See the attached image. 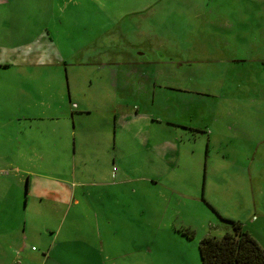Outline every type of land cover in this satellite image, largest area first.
<instances>
[{
    "label": "rangeland",
    "instance_id": "1",
    "mask_svg": "<svg viewBox=\"0 0 264 264\" xmlns=\"http://www.w3.org/2000/svg\"><path fill=\"white\" fill-rule=\"evenodd\" d=\"M100 1L23 0V14L18 13L11 26L16 29L9 41L2 38L7 27L0 22V44L5 40L19 50L26 37L23 29L32 27L37 34L43 25L47 27L63 53L64 66L74 64L66 67L72 102L91 112L74 117L76 129L67 113L64 120H48L60 118V111L69 106L63 65H47L43 71L34 67L31 73L26 69L25 77L23 66L0 70V143L10 146L5 151L0 148V156L14 159L23 172L50 173L51 167L37 159L35 146L44 141L45 149L54 150L51 140L57 137L68 144L66 158H71L73 139L78 148L83 139L89 140L85 144L99 141L103 131L112 137L111 112L121 108L122 100L125 108L136 106L133 116L138 108L140 115L162 119L161 124L143 120L136 126L149 132V145H155L149 151L133 152L137 165L129 174L141 192L140 200L135 202L134 195L125 203L120 224L107 227L103 242L93 236L99 233L93 223L98 218L83 206L86 215L72 208L63 215L60 207L52 226L61 221L65 227L72 218L78 224L91 222L84 233L103 257L94 255L90 264H201L200 240L232 232L228 221L239 222L264 248V0ZM92 27L97 33L109 28L108 38L101 39L103 35L91 45V56L77 53L74 49L87 46L89 38L82 34L78 40L79 33ZM102 47L105 52L92 58ZM31 55L39 52L33 50ZM14 56L12 52L10 57ZM115 79L118 93L111 86ZM23 82L28 84L24 97ZM138 89L139 98L132 94ZM43 91L62 99L63 105L52 101L49 108L52 99L40 98ZM184 127L204 134L189 133ZM133 133L118 128L116 137L143 139ZM178 137L179 164L173 157ZM101 155L90 157L87 167L100 170ZM52 157L63 173H70L74 158L76 173L85 169L79 152L65 163L59 155ZM125 160L129 170V152ZM99 180L89 175L86 185H98ZM147 183L153 191L145 188ZM24 194L23 220L30 221L33 212L46 213L32 210L31 198L24 211ZM116 229L118 234L113 233ZM32 244L38 247L37 242Z\"/></svg>",
    "mask_w": 264,
    "mask_h": 264
},
{
    "label": "crops",
    "instance_id": "2",
    "mask_svg": "<svg viewBox=\"0 0 264 264\" xmlns=\"http://www.w3.org/2000/svg\"><path fill=\"white\" fill-rule=\"evenodd\" d=\"M16 1L19 3L18 7H15ZM16 1L10 4V0H0V22L4 23L7 27L6 31L2 30V38L8 41L13 39L14 30L16 28L12 29L11 26L18 20V13L23 14V0ZM98 11L100 14L105 15L102 13V9H98ZM71 18L75 19V14H72ZM112 24L115 25L116 23ZM33 29L32 27L23 29L26 37L23 40V47H21L20 50V46H9L6 44L5 40V44H0V70H10L18 66H23V77H25L24 70L26 69V71L31 73L34 67H40L43 71L47 65H63V78L65 79L69 106L66 108V111H60V118L55 117L48 120H64L67 113L69 119L72 121L73 128L76 129L77 126L74 117L76 115H90L91 112L79 110L77 104L71 100L66 67L74 66V64L64 66L66 63L63 58V53L60 52V47L52 38V32L49 31L47 27L43 25V29L37 34H34ZM109 33L110 30L107 27L104 33L94 32L93 27L90 30L85 29L79 33L78 40H82L80 38L82 34H88L89 38L86 36L87 46H80L74 50L79 54L82 53L91 56L93 54L91 45L103 35L104 37L101 39L104 40L108 38L107 35ZM101 39L99 41H102ZM69 46L68 43L65 45V50L68 53L70 52ZM33 50L39 52V56H32L31 52ZM98 51L99 52L93 55L92 58H96L105 52L103 47L102 49H98ZM12 52H15L14 58L10 57ZM29 55L31 58L28 59ZM115 81V84L112 83L111 86L114 92L118 93V79H115ZM23 85L24 97L25 92H27L24 88L27 87L28 84L27 82H23ZM58 92L59 90L56 92L54 91V94ZM40 93L42 94L39 95L40 98L48 99L49 96L51 97L52 100L49 108L54 105L52 101L63 105V101L59 97L53 99L52 94L49 95L47 91ZM132 94L137 95V98H139V89L132 91ZM152 100L153 97L151 102ZM120 103L121 108L119 110L114 108L111 112L113 113V117L111 118V129L113 130L112 137H110L108 131H103L101 132L102 137L99 141L93 142V144H85V142L89 140L84 141L83 139L79 142L80 147L78 148L75 139L72 140L73 156L79 152V157H81L80 160L83 162V165H85V169L81 170V173H76V158L73 159V156L71 157L73 163L70 161L68 162L73 165L70 173H63L59 169H56L58 167V160H54L52 157L53 155L61 156L64 159V163L67 159L71 158H66V152L69 150V147L65 140L53 136L51 142L54 150H51V148L48 150L45 149L46 146L44 141L43 143L40 141L42 144H37L35 146L38 148L36 152L37 159L43 163L42 166H45L46 162L48 167H51L50 173L43 174L41 171H33L32 169L23 172V170L16 168V161L14 159H7V157L0 156L2 160L0 161V212L3 210L10 211L0 216V264H90L88 261L94 255L99 253L100 256L103 257L101 255V249L98 248L99 246L90 243L88 236L84 233L86 226L88 227L91 222L86 225L82 222L78 224L75 218H72L65 227L63 223L59 221L54 228V226H52V217L56 215L54 212L58 213V211H60V207H64L63 215L68 213L71 208L84 215L86 214L83 208L91 209L95 219L98 218L96 219L98 221H94L93 223L99 227V233H94L93 236L95 239L103 242L107 227L115 223L120 224L125 203L132 201L131 198L134 195L136 196L135 202L140 200L141 192L133 185L135 179L129 174L135 171V166L137 165L134 163V158L137 155H134L133 152L139 154L141 151H149L155 145H149V141L147 140L149 132H140L136 126L138 122L140 123L143 120H150L152 123L161 124L162 119L148 113L140 115L138 114V108L135 110L136 115L133 116L132 110H134L136 106L127 104V108H125L122 100H120ZM124 108L127 110L125 111ZM23 120L25 119L23 118ZM30 120L34 121L36 119ZM168 125L170 127L173 125L176 128H183L182 124ZM118 128L122 130L125 129L132 134H134L133 131L135 130L138 132L136 137H141L143 139L131 138L129 140H124L121 138L118 140L116 137ZM184 129L188 130L189 133L204 134V132L199 130L186 127H184ZM177 141L176 152L173 157H175L174 162L179 164L181 160V149L178 146L181 145V137H178ZM0 146L3 151L10 149V146L5 143H0ZM86 146H88V148H86ZM94 147L98 148L96 149ZM128 152L132 158L129 170L126 169L125 160ZM99 154H102L100 157L102 159L100 170L98 167H87L89 158H98ZM145 163L149 166L147 160H145ZM145 163L143 167H145ZM150 167H154V165L150 164ZM177 167H179V165H177ZM7 171L14 173H7ZM136 171H138V169H136ZM89 175H92L95 179H100L98 185H96V182H91L86 185V178H88ZM77 176H79L81 180L77 181ZM145 188L153 191V186L148 183ZM23 192H25L24 195H26L24 211L28 209L29 199L31 198L30 208L34 211L41 209L46 210V213L33 212L32 215L34 216L31 217L30 221L23 220ZM124 194H127L126 196L128 197H124ZM19 205H21V210L20 208L18 209ZM81 206H83V208ZM14 210H17L16 215L14 214ZM18 211L22 212L21 216H18ZM20 220L21 223H19ZM116 231L117 229L114 230L113 233L118 234ZM33 242L38 243L39 249L32 244ZM32 248H34V250Z\"/></svg>",
    "mask_w": 264,
    "mask_h": 264
},
{
    "label": "trees",
    "instance_id": "3",
    "mask_svg": "<svg viewBox=\"0 0 264 264\" xmlns=\"http://www.w3.org/2000/svg\"><path fill=\"white\" fill-rule=\"evenodd\" d=\"M232 232L208 236L198 244L201 264H264L262 248L239 222L228 221Z\"/></svg>",
    "mask_w": 264,
    "mask_h": 264
},
{
    "label": "built area",
    "instance_id": "4",
    "mask_svg": "<svg viewBox=\"0 0 264 264\" xmlns=\"http://www.w3.org/2000/svg\"><path fill=\"white\" fill-rule=\"evenodd\" d=\"M34 250V248H32Z\"/></svg>",
    "mask_w": 264,
    "mask_h": 264
}]
</instances>
